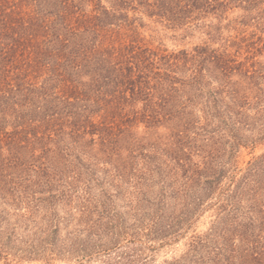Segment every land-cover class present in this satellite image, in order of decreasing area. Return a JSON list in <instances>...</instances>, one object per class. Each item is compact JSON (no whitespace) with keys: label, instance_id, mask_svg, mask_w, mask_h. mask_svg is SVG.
<instances>
[{"label":"trees","instance_id":"1","mask_svg":"<svg viewBox=\"0 0 264 264\" xmlns=\"http://www.w3.org/2000/svg\"><path fill=\"white\" fill-rule=\"evenodd\" d=\"M236 3L255 8L264 0H0L1 198L16 209L26 205L30 212L46 201L38 196L45 192L75 198L70 207L80 215L77 232L88 241L96 239L104 251L122 236L135 240L134 223L147 229L149 241L177 242L205 208L217 205V227L207 241L194 236L188 255L177 264L190 261V255L197 256L196 264H238L236 240L247 251L240 264H264L262 163L252 164L238 179L237 166L225 161L228 150L221 133L226 126L235 145L245 143L239 133L253 126L246 119L249 96L231 92L223 112L230 127L228 122L217 125L216 117L222 116L214 103L205 117L209 134L201 140L184 135L198 122L195 93L187 94L186 88L200 84L202 71L195 64H203L202 55L211 49L202 48L197 56L164 54L145 42L137 19L130 16L142 12L183 27ZM263 21L258 16L256 25ZM207 28L212 36L220 30ZM244 42L245 37L232 46L239 52L256 49L255 43ZM181 59L185 66L194 65L188 79L174 75L185 67ZM210 61L219 63L220 57ZM257 73L247 70L244 76L253 79ZM140 123L177 133L169 162L157 167L162 182L169 181L166 188L153 200L151 187L139 190L141 198L130 201L134 222L127 225L106 186L120 187L114 180L126 175L124 153L130 144L137 145ZM259 131L264 134L263 125Z\"/></svg>","mask_w":264,"mask_h":264},{"label":"rangeland","instance_id":"2","mask_svg":"<svg viewBox=\"0 0 264 264\" xmlns=\"http://www.w3.org/2000/svg\"><path fill=\"white\" fill-rule=\"evenodd\" d=\"M245 7V3L230 4L217 13L197 17L194 22L191 21L183 27L170 25L166 20L151 18L142 12L131 11L130 16L131 19H137L138 31L145 38V42L152 49L166 50L164 54L183 57V52H186L197 56L202 48L210 47L211 50L200 59H205L203 64H195V68L202 71L200 84L186 88L187 94L195 93L194 112L198 122L184 135L199 136L201 140L209 134L211 127L205 124V117L214 103L218 107L217 112L222 116L216 117L215 122L218 126L228 122L230 127V120L227 121L223 114L226 113V104L230 102V94L233 90H239L241 94L245 92L249 96V103L245 108L246 119L253 126L240 130L239 134L245 140L240 146L233 143V133L229 128H221V133L225 136L223 142L228 150L225 161L228 162V167L231 163L237 166L235 173L238 179L252 164L262 163L259 178L264 181V134L259 131L264 126V25H256L258 16L264 18V3L255 8ZM241 21L254 25L245 26ZM207 25L220 28V33L216 30L215 36L210 35ZM244 37V45L248 42L255 43L256 49H261L262 52L256 49L248 51L245 47L239 52L236 46H232L233 42H239ZM226 40H230L227 43L231 46L225 52L223 45ZM216 49L217 53L212 52ZM213 55L220 57L219 63L210 61ZM182 60L180 64L185 66ZM191 67L194 68V65L189 62L174 75L188 79L192 73ZM247 70H250V74L257 71L256 78H246L244 73ZM259 88L262 90L259 91ZM254 116L256 118H252ZM176 133V130L168 127L150 129L144 123L136 128L137 145L130 144L124 153L126 175L123 180H114L120 187L113 188L110 183L106 186L114 195L117 211L128 220L127 225L134 222L129 218L130 201L141 198L138 195L139 190L151 187L149 197L153 200V196L161 192L162 187L166 188L169 181L166 184L162 182L157 167L169 162L167 155L172 152L169 150L174 147L172 142ZM198 143L201 144V141ZM151 170H155L154 175ZM100 177L104 179L102 174ZM259 178L256 179L260 180ZM77 193L76 191L73 196ZM38 196L46 198V201L35 207L33 212L28 211L26 205H21L19 209L11 207L0 196V264H177L184 255H188L193 237L204 236L205 239L219 221L217 205L207 207L180 240L166 244L160 240L149 241L144 232L147 229L134 223L132 232L137 236L135 240L131 241L122 236L116 243L110 244V249L104 251L97 248L96 239L88 241L87 235L77 232L80 215L79 212L75 213L77 209L70 207V203L76 204L75 198L60 195L58 191L45 192ZM51 196H59L60 199L54 200ZM215 201L211 200V203ZM236 244L238 258L235 262L240 264L247 257V251L244 252L245 246L240 240H236ZM190 257V261L180 264H196L194 260L197 256Z\"/></svg>","mask_w":264,"mask_h":264}]
</instances>
